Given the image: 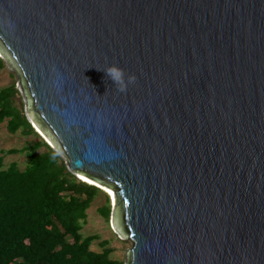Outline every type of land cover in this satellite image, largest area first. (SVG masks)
<instances>
[{"label": "water", "instance_id": "water-1", "mask_svg": "<svg viewBox=\"0 0 264 264\" xmlns=\"http://www.w3.org/2000/svg\"><path fill=\"white\" fill-rule=\"evenodd\" d=\"M0 57L125 264H264V0H0Z\"/></svg>", "mask_w": 264, "mask_h": 264}, {"label": "trees", "instance_id": "trees-1", "mask_svg": "<svg viewBox=\"0 0 264 264\" xmlns=\"http://www.w3.org/2000/svg\"><path fill=\"white\" fill-rule=\"evenodd\" d=\"M5 66L0 57V70ZM14 84L0 89V123L15 133L34 132L24 105H16ZM44 146L46 151L37 154ZM28 151L29 164L20 170L15 162L4 168L0 156V264H124L103 250L90 248L98 235L83 236L87 209L100 190L72 174L63 158L41 141L9 154ZM104 216L110 215L109 205Z\"/></svg>", "mask_w": 264, "mask_h": 264}, {"label": "rangeland", "instance_id": "rangeland-1", "mask_svg": "<svg viewBox=\"0 0 264 264\" xmlns=\"http://www.w3.org/2000/svg\"><path fill=\"white\" fill-rule=\"evenodd\" d=\"M14 84L18 89L15 95L16 105L22 108L24 105L23 98L19 92V83L16 74L6 64L0 70V89ZM8 119L0 123V156H3L4 168L8 167L11 163L15 162L20 170H24L29 164L28 151H18L16 153L9 154L11 149L24 148L28 145H33L36 142H45V138L42 134L36 133L37 128L31 123L35 130L31 134H26L19 129L15 133H12L7 128ZM34 129V128H33ZM40 130V129H39ZM38 131V130H37ZM41 131V130H40ZM46 151V147L41 146L36 150L37 154ZM109 205L110 215L108 219L103 215L105 209L102 207ZM113 198L110 197L102 190H99L90 207L87 209L86 220L82 223L81 233L83 236L98 235L99 238L95 239L90 248L94 251L101 252L103 247L102 241H108L106 247L111 248L110 256L112 259H116L120 262L126 261L127 252L133 246L131 239H123L119 237L113 230L111 224V211L114 208Z\"/></svg>", "mask_w": 264, "mask_h": 264}, {"label": "clouds", "instance_id": "clouds-1", "mask_svg": "<svg viewBox=\"0 0 264 264\" xmlns=\"http://www.w3.org/2000/svg\"><path fill=\"white\" fill-rule=\"evenodd\" d=\"M103 71L105 72V74L108 77V79H110L113 82V84H115V85L118 86V90H120V91H124L125 88H126V86H127V84L133 83L135 81V79H136V77H135L134 74H128V76L126 78V81H125L124 71H123V69L118 64H110V65L106 66L103 69ZM30 123H32V122H30ZM33 128L35 130V127H33ZM36 133H38L40 135L42 134V133H40L37 130H36ZM46 143L50 146V144L47 142V140H46ZM77 177L81 181L86 182V181L82 180L81 176L78 175ZM86 183H88V182H86ZM88 184H90V183H88ZM90 185L96 186L100 190L104 191L103 188L99 187L98 185H95V184H90Z\"/></svg>", "mask_w": 264, "mask_h": 264}, {"label": "bare ground", "instance_id": "bare-ground-1", "mask_svg": "<svg viewBox=\"0 0 264 264\" xmlns=\"http://www.w3.org/2000/svg\"><path fill=\"white\" fill-rule=\"evenodd\" d=\"M37 127V126H36ZM40 128L38 127L37 128V130L41 133L42 131H40L39 130ZM42 134H43V132H42ZM44 135V134H43ZM42 135V136H43ZM44 137V136H43ZM81 178H82V180H84V181H86V182H88V183H90V184H95V185H98L99 187H101V188H103V190L107 193V195L109 196V198L110 197H112L113 198V201H114V205H115V194H114V190L112 189V188H110L109 186H106V185H104V184H101V183H99V182H97V181H95L94 179H92V178H90V177H88V176H86V175H81ZM113 205V206H114Z\"/></svg>", "mask_w": 264, "mask_h": 264}]
</instances>
